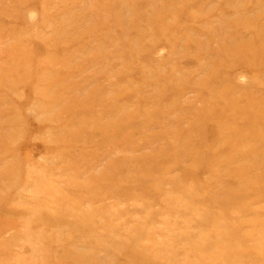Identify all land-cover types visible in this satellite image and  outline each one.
Returning <instances> with one entry per match:
<instances>
[{
	"label": "rangeland",
	"instance_id": "374dc122",
	"mask_svg": "<svg viewBox=\"0 0 264 264\" xmlns=\"http://www.w3.org/2000/svg\"><path fill=\"white\" fill-rule=\"evenodd\" d=\"M0 264H264V0H0Z\"/></svg>",
	"mask_w": 264,
	"mask_h": 264
}]
</instances>
